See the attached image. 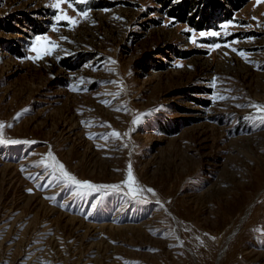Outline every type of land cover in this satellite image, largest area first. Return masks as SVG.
Returning <instances> with one entry per match:
<instances>
[{"label": "rangeland", "instance_id": "obj_1", "mask_svg": "<svg viewBox=\"0 0 264 264\" xmlns=\"http://www.w3.org/2000/svg\"><path fill=\"white\" fill-rule=\"evenodd\" d=\"M54 2L0 0V264H264V0Z\"/></svg>", "mask_w": 264, "mask_h": 264}, {"label": "snow or ice", "instance_id": "obj_2", "mask_svg": "<svg viewBox=\"0 0 264 264\" xmlns=\"http://www.w3.org/2000/svg\"><path fill=\"white\" fill-rule=\"evenodd\" d=\"M66 2L69 3V7H73V3L69 2V0H55V2L52 4V7L55 10H57V14L54 17V20L56 22L66 21L67 24L73 25V24H75V20L72 17L68 16L66 14V12H64L62 10V8H61V5L66 3ZM75 2L76 3H86V0H75ZM257 2L259 3L260 0H257ZM80 15L87 16L88 13H87V11H82V12H80ZM229 23H231V22H229ZM229 23L221 24L220 28L226 30L229 27ZM56 26L57 25L55 23L52 25V30L53 31L56 30ZM186 31H188V29H186ZM224 34L225 35H230V33H228L227 31H225ZM199 36L202 37V38L203 37H219L220 36V32L219 31H215V30H213V31H201L199 33ZM236 42L237 41H232V43H236ZM192 43H194V44L196 43V40L194 38L192 40ZM45 44L49 45V47H44ZM220 46H221L220 44L208 45V47H210V48H219ZM55 47H56V45L53 44L46 35H37L35 37V39L32 41L31 47L29 49V51L36 53V56L29 57V59L35 60L37 58H42V54L43 55H50ZM232 50L233 51H237L236 49H232ZM239 54L241 56L244 55V53L242 51ZM113 63H115V61H113ZM254 107H256L258 109V111L264 112V107L259 106V105H255ZM139 122H140L139 118H137V120L133 121L134 124H138ZM2 127H3V125H0V128H2ZM113 135L119 136V134L115 133V132L113 133ZM20 143H29V142H27V141H23L22 142V141H19V140H4L2 138V134H0V144H20ZM32 143H34V142H32ZM49 155H51V153H49ZM59 169L63 173V176L65 178H67L69 181H71L74 185H77V186H82V187L95 189V190H99L101 188H105V189L111 188V189L116 190V189L119 188L118 185H95V184H92L89 181L81 182L79 180H76V178L74 176H71L64 169V165L63 164L59 165ZM123 183L128 187L129 194L131 196H133V197H135L137 192L143 191V189L139 188L138 186L135 188V190H133V186L136 185V181H135V178L133 177V174H132L131 164H129V167H128L127 179ZM28 191L31 192L32 190L29 189ZM147 192L155 194L153 189H151V188H148ZM139 202L146 203L147 200H141ZM99 203H100V201H97L96 203H93L91 205L92 209L95 210L98 207Z\"/></svg>", "mask_w": 264, "mask_h": 264}, {"label": "trees", "instance_id": "obj_3", "mask_svg": "<svg viewBox=\"0 0 264 264\" xmlns=\"http://www.w3.org/2000/svg\"><path fill=\"white\" fill-rule=\"evenodd\" d=\"M158 3L164 7H172L185 21L193 25H200L208 18V10H212L218 6L217 0H200L202 2L201 7L196 0H157ZM175 3V4H174ZM204 3V4H203ZM224 3V1H222ZM174 4V5H173ZM199 7V8H198ZM170 9L173 10V9ZM225 14V13H223Z\"/></svg>", "mask_w": 264, "mask_h": 264}, {"label": "bare ground", "instance_id": "obj_4", "mask_svg": "<svg viewBox=\"0 0 264 264\" xmlns=\"http://www.w3.org/2000/svg\"><path fill=\"white\" fill-rule=\"evenodd\" d=\"M222 252H224V251H223V249H222V250H221V251L218 253V257H217V259H216V264H218L219 257H220V256H222V255H221V254H222Z\"/></svg>", "mask_w": 264, "mask_h": 264}]
</instances>
